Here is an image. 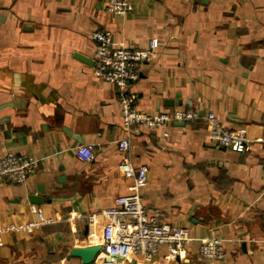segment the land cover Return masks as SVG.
<instances>
[{"label": "crops", "instance_id": "obj_1", "mask_svg": "<svg viewBox=\"0 0 264 264\" xmlns=\"http://www.w3.org/2000/svg\"><path fill=\"white\" fill-rule=\"evenodd\" d=\"M108 2L0 0V157L39 160L25 184L0 183V223L45 219L33 233L3 234L0 264H82L71 253L96 244L88 217L129 193L125 159L149 169V214L193 238L175 260L162 247L135 261L207 264L198 246L219 237L226 258L216 264H264V0H133L127 16ZM99 30L117 46L159 41L131 86L138 111H212L227 129H246V151L214 144L203 121L128 131L119 91L94 75ZM82 145L96 146L93 161L77 157Z\"/></svg>", "mask_w": 264, "mask_h": 264}, {"label": "built area", "instance_id": "obj_2", "mask_svg": "<svg viewBox=\"0 0 264 264\" xmlns=\"http://www.w3.org/2000/svg\"><path fill=\"white\" fill-rule=\"evenodd\" d=\"M134 10L133 0H109L108 11L111 14L127 16ZM113 34L109 30H99L92 36L96 45V64L94 75L112 84L120 93L122 120L125 128L141 133L144 129L167 130L171 123L203 121L209 129L210 140L223 148L237 153H244L250 141L246 129L229 130L218 116L207 111L204 114L193 110H175L170 113L147 115L135 107L136 97L131 86L139 78L138 68L150 62L159 47L157 39L150 40L145 49H134L117 46L113 42ZM164 135L169 136L165 131ZM119 148L127 152L130 148L129 138L119 142ZM77 157L86 163L95 159L96 146L82 145L76 148ZM39 165V160L28 154L8 153L0 157V183L25 184ZM120 174L132 181L129 193L117 197L111 207L88 217L90 236L95 245L101 246L94 264H129L135 258L143 263H150L156 258L162 247L168 250L167 258L175 260L189 246L193 238L186 227L173 226L161 219V214H149L142 201V192L148 185L147 166L134 167L127 159L118 165ZM36 212V211H35ZM38 222L24 224L1 225L0 246L2 236L10 232L33 233L45 223L42 213ZM103 219L102 226L101 220ZM200 258L207 264H216L226 258L223 240L212 237L200 242L198 246ZM137 261V264H143Z\"/></svg>", "mask_w": 264, "mask_h": 264}, {"label": "water", "instance_id": "obj_3", "mask_svg": "<svg viewBox=\"0 0 264 264\" xmlns=\"http://www.w3.org/2000/svg\"><path fill=\"white\" fill-rule=\"evenodd\" d=\"M78 58L86 63H88V60L84 58L83 56H78ZM38 200L35 203H40L41 200L40 198H37ZM86 234H88V227L86 228ZM101 246L98 245H91L87 247H82V248H75L71 256L72 257H77L81 259L82 264H94L96 262V258L101 251ZM129 264H137V261L133 260Z\"/></svg>", "mask_w": 264, "mask_h": 264}]
</instances>
